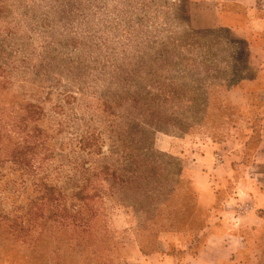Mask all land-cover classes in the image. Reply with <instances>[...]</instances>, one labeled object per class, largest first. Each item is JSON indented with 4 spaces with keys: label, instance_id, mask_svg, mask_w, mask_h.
<instances>
[{
    "label": "rangeland",
    "instance_id": "rangeland-1",
    "mask_svg": "<svg viewBox=\"0 0 264 264\" xmlns=\"http://www.w3.org/2000/svg\"><path fill=\"white\" fill-rule=\"evenodd\" d=\"M199 1L213 4L0 0V111L6 122L20 104L39 111L53 148L41 176L70 196L83 177L102 180L105 167L120 175L137 167L139 150L151 144L155 160L145 157L143 170L179 179L166 202L149 210L151 221L141 196L104 201V238L116 250L109 255L101 244L96 264H125L135 241L148 251L163 232L203 226L187 171L205 181L210 159L222 163L209 183L215 207L255 211L240 263L264 264V92L251 82L258 59L236 34L213 27L212 9ZM23 189L17 174L0 181L6 203ZM1 247L8 255L0 264H48L46 256L29 259L21 241Z\"/></svg>",
    "mask_w": 264,
    "mask_h": 264
},
{
    "label": "trees",
    "instance_id": "trees-1",
    "mask_svg": "<svg viewBox=\"0 0 264 264\" xmlns=\"http://www.w3.org/2000/svg\"><path fill=\"white\" fill-rule=\"evenodd\" d=\"M20 109L14 112L8 122L4 112L0 111V181L10 172L11 175H18L20 186L24 187L10 203L0 197L3 202L0 205V258L8 255L1 247L4 242L21 241L27 246L21 252L26 253L31 260L46 256L48 264H96L102 251L101 244L108 248L109 255L115 254L116 250L104 238L106 229L102 221L106 199L117 200L120 196L138 202L136 197L141 196L147 213L146 220L151 221L153 218L149 210L153 211V206L164 204L167 196L179 184L175 173L158 175L143 170L142 166L147 164L145 157L152 156L151 159L155 160L152 145L148 144L139 150L143 154L138 156L141 158L139 165L132 169L124 167V175L117 173L119 170L108 174L105 167L102 180L87 175L72 195H63L56 185L48 182L44 175L41 176L44 163L52 155L53 148L50 149L48 136L37 123L41 118L39 111L33 104H20ZM84 140L85 137L81 138L83 150L86 149ZM82 168L88 170V167ZM163 176L164 179H161ZM168 178L171 186L167 182ZM140 181L145 182L144 186H137ZM160 181L166 182V185H161L163 182ZM115 184L122 185L130 196L121 194L120 187L116 188ZM152 184H155L154 187ZM157 188L160 196L155 200L151 196ZM26 189H30V192L26 193ZM163 191H167L164 199L161 198ZM24 194L25 198L21 199ZM189 227L193 228L187 226L168 231L182 232ZM201 227L194 230H200ZM154 249L153 245L150 250L143 252ZM114 263L113 260L109 262Z\"/></svg>",
    "mask_w": 264,
    "mask_h": 264
},
{
    "label": "crops",
    "instance_id": "crops-1",
    "mask_svg": "<svg viewBox=\"0 0 264 264\" xmlns=\"http://www.w3.org/2000/svg\"><path fill=\"white\" fill-rule=\"evenodd\" d=\"M205 5L213 11V27L236 34L245 41L248 52L258 59V74L251 82L255 85L261 83L263 93L264 0H213L212 6L206 2L198 3V6ZM221 164L214 166V160L210 159L207 163L209 171L203 172L205 181L199 183L195 180L198 174L187 171L197 192L196 212L201 209L205 214L201 229L189 227L182 232H163L157 237L155 249L151 252H143V246L135 241L125 253L127 264H241L240 257L246 250L245 234L253 227L247 220L256 215L253 209L239 212L215 207L217 197L209 183L216 180L214 174L218 167H222Z\"/></svg>",
    "mask_w": 264,
    "mask_h": 264
}]
</instances>
